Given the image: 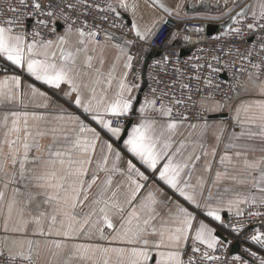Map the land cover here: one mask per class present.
Segmentation results:
<instances>
[{
    "label": "snow or ice",
    "instance_id": "6c2138e0",
    "mask_svg": "<svg viewBox=\"0 0 264 264\" xmlns=\"http://www.w3.org/2000/svg\"><path fill=\"white\" fill-rule=\"evenodd\" d=\"M200 4L216 9L200 18L222 21L217 39L227 51L219 49L215 64H189L187 82L178 58L164 54L157 64L174 67L171 87L182 94L150 86L142 100L140 78L128 79L131 49L167 25L155 8L186 19L181 0H144L147 21L139 0H9L10 15L0 11V180L6 190L27 176L48 206L36 215L16 189L9 199L0 190V264H40L43 251L51 264H264V158L238 143L264 144V0ZM203 28L183 31L199 36ZM107 44L117 55L105 72L94 53ZM228 68L247 73V82L235 96L202 97L196 119L227 110L231 124L205 118L197 138L184 137L185 125L198 126L189 119L191 81L211 87ZM25 97L41 99L45 111H29ZM229 236L248 246L231 253Z\"/></svg>",
    "mask_w": 264,
    "mask_h": 264
},
{
    "label": "built area",
    "instance_id": "2783aa9c",
    "mask_svg": "<svg viewBox=\"0 0 264 264\" xmlns=\"http://www.w3.org/2000/svg\"><path fill=\"white\" fill-rule=\"evenodd\" d=\"M8 3L9 0H0V11H4L5 15H10V13L6 12ZM165 20L168 21L167 25L163 26L162 30L154 39H151L149 43L139 42L134 48L131 49L132 55L140 60L138 73L142 78V97L149 93L150 86L157 87L158 94L159 90L175 91L177 96H180L182 94L179 86H177L175 89L171 87L173 80L177 79L174 73V67L172 65L165 66L157 64V61H159L164 54H173L174 60L178 58L179 63L176 66L181 68V70L185 72L184 82H187V77L193 74L188 67L189 64H203L206 62L215 64V61L212 60V57L215 55H223L219 51V49L221 47H224L225 52L227 51V47H225V45L219 39H217V37L220 35V29H212V27L208 22H206V20L198 18L178 20L173 17H168ZM30 23L31 22H29V25ZM193 26H204L203 31L199 33V36L192 32L185 33L183 31L185 27L192 28ZM124 31L126 32L127 29H125ZM170 33H178L174 45L168 40ZM117 35H119V33H117ZM184 35L191 36L192 42L185 44L181 39V37H183ZM197 39H199V43L196 42ZM248 46L249 45H240L242 49ZM201 49H203L204 51H201ZM195 57H201V59L197 61ZM233 59H235L234 56L223 57V61H227L229 63ZM237 63H239L238 60ZM232 71V69L228 68L226 69V71H222L218 75L214 74L212 76L213 86L211 87L195 79L191 81L193 102H195L196 105L195 108L191 111V116L189 118L191 122H202L205 118H207L208 120L212 118L210 114H205L203 116H200L199 120L196 119V117L200 113L199 101L202 97L208 96L209 93H214L215 98L217 100H220L226 96L236 95L239 87L247 81V73L237 74L234 77L230 74ZM209 72V69L203 70L202 79L204 77H207ZM157 80H159L161 83L157 84ZM197 87H199L200 89L199 92H197ZM183 94L187 95L186 89L183 90ZM189 107L191 108V104L189 105ZM180 111L183 112L184 109L181 108ZM217 118L219 120L223 119L226 122L231 123L229 115H218ZM228 239L233 241L234 246L236 244L239 245L238 253H240L245 247L248 246L245 243L246 238L236 240L233 236H229ZM233 248L230 249L231 253H233ZM252 250L255 251L256 248L253 247ZM258 255H264V252L258 253Z\"/></svg>",
    "mask_w": 264,
    "mask_h": 264
},
{
    "label": "crops",
    "instance_id": "0c3cea01",
    "mask_svg": "<svg viewBox=\"0 0 264 264\" xmlns=\"http://www.w3.org/2000/svg\"><path fill=\"white\" fill-rule=\"evenodd\" d=\"M131 2H132V0H129V3H131ZM139 2L141 4L140 12L144 16V20L147 21L149 19L151 10L144 7V0H139ZM169 2H171V0H169ZM181 2L185 3V2H188V0H181ZM242 2L244 4H250V3H256V0H242ZM237 11H238V9H237ZM185 13L187 14V18L202 19V18H200L202 15L200 16V14H196L195 12L181 11L182 16ZM161 14L162 13H160L159 16L163 17L165 19V16L161 15ZM169 17H172V16H169ZM173 18H175V17H173ZM202 20H206V19H202ZM218 29H220V28H218ZM74 41H75V37H73V42ZM101 54L103 55V58L105 60L103 70L106 72L109 69L110 65L113 63L114 58L117 55V50L115 49V47L112 44L102 45V47L100 49H97L96 53H94V56L99 58L101 56ZM139 66H140V60L137 57H135L133 69L130 70V74L128 77V79L130 81L133 80V78H135V77H139L140 79L138 82L142 83V80H141L142 78H141L140 74L138 73ZM139 97L141 100L143 99L141 92L139 93ZM244 98H246V97H243V96L241 97V99H244ZM60 102L63 103V101H60ZM41 103H43V101L41 99L31 100L30 98L25 97V104L28 105L29 111H37V112L45 111L44 109L38 107V105H40ZM2 114H3V111L0 110V115H2ZM209 114L212 116V118H210L209 121H220L217 118L218 115H230L227 110L222 112V113H209ZM203 122L204 121L196 122L198 125L196 129L188 128L187 125H185V127L182 129L183 136L189 137V133H191V136L189 137L190 139L197 138L199 136V133L201 130L200 125L203 124ZM227 123L229 125L231 124L229 122H227ZM50 126L54 127L55 121H53ZM214 131H215V129H209V131H208V139H209L210 143H214V139H213V132ZM229 131L239 132L240 129L239 128H234V129L229 128ZM50 141H51V137L44 139L41 142L43 144H47ZM238 143L241 145L249 146L248 155L250 158H254V159L264 158V144H262L259 140H249L247 138H241L238 141ZM222 148H223V145L220 146V150H222ZM241 150H243V149H241ZM5 151H7V149H5ZM239 171L241 172V174H243L242 167L239 169ZM17 173H18V169H17ZM13 189L17 190V192L15 193V199L18 201V203H28V208H29L30 213H34L36 215H39L40 212L48 210V206L44 203V200L46 199L45 190L40 188L36 182L30 181L27 178V176H25L24 178H21L17 174L16 182L15 183L9 182V186L6 190L4 189V182L2 180H0V190L5 191L6 199L13 197V195H14ZM29 196H31V198H32L30 203L28 202ZM42 223L45 225V227L47 226L46 220H42ZM40 264H51V255L48 251L42 252Z\"/></svg>",
    "mask_w": 264,
    "mask_h": 264
},
{
    "label": "rangeland",
    "instance_id": "374dc122",
    "mask_svg": "<svg viewBox=\"0 0 264 264\" xmlns=\"http://www.w3.org/2000/svg\"><path fill=\"white\" fill-rule=\"evenodd\" d=\"M148 4H152V0H147ZM195 4L196 7L192 8L190 7V5ZM156 12H158L159 14L162 13L161 15L165 16V19H167L169 16L167 14H165L161 9L159 8H155ZM181 11H192L195 12L196 14H200L201 17L203 16H213L216 15V9L213 8L210 11L202 4H200V0H188V2L183 3V8L181 9ZM167 16V17H166ZM223 19H227V17L225 16ZM206 22H208L210 24V26L214 29H218L219 25L222 23L221 20H213V19H206Z\"/></svg>",
    "mask_w": 264,
    "mask_h": 264
},
{
    "label": "water",
    "instance_id": "95a60500",
    "mask_svg": "<svg viewBox=\"0 0 264 264\" xmlns=\"http://www.w3.org/2000/svg\"><path fill=\"white\" fill-rule=\"evenodd\" d=\"M239 252V245L236 244L233 248V253H238Z\"/></svg>",
    "mask_w": 264,
    "mask_h": 264
}]
</instances>
